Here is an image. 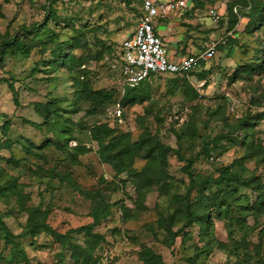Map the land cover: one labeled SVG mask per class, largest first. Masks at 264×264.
Instances as JSON below:
<instances>
[{
  "label": "rangeland",
  "instance_id": "obj_1",
  "mask_svg": "<svg viewBox=\"0 0 264 264\" xmlns=\"http://www.w3.org/2000/svg\"><path fill=\"white\" fill-rule=\"evenodd\" d=\"M140 2L0 0V264H264V0H190L165 47L216 58L130 87Z\"/></svg>",
  "mask_w": 264,
  "mask_h": 264
},
{
  "label": "built area",
  "instance_id": "obj_2",
  "mask_svg": "<svg viewBox=\"0 0 264 264\" xmlns=\"http://www.w3.org/2000/svg\"><path fill=\"white\" fill-rule=\"evenodd\" d=\"M141 13L136 28L127 36L121 45V69L124 80L129 85H137L146 81L152 75H190L198 72L203 65L216 58V44H208L198 53H193L178 59L169 55L159 26L166 22L168 16L177 11L189 8V0H141ZM209 16L218 22L221 18L214 8L208 10ZM117 117L122 116V110H116Z\"/></svg>",
  "mask_w": 264,
  "mask_h": 264
},
{
  "label": "trees",
  "instance_id": "obj_3",
  "mask_svg": "<svg viewBox=\"0 0 264 264\" xmlns=\"http://www.w3.org/2000/svg\"><path fill=\"white\" fill-rule=\"evenodd\" d=\"M128 1H135V0H128ZM189 2H190V0H189ZM141 5H142V2H140V7H138V14H139V18H140V16L142 15V13H141ZM49 20H52L53 22H55V23H60V22H63V23H66V26L68 25V20L67 19H63V18H61V17H59V16H57L56 15V13L54 12V11H50L49 12V14H48V17H47V19H46V21H49ZM59 25V24H58ZM66 45H67V43H64V44H62V45H60V50H59V52H60V55L62 54V52L65 50V47H66ZM2 51H3V54H6V53H8V51L10 52L11 51V53L12 54H14V55H18V56H24V57H26V56H28V54H29V52H30V48H29V46L25 43V42H17V40H15V38H11V39H6L4 42H3V48H2ZM63 58V57H62ZM215 59V58H214ZM213 59V60H214ZM206 66H207V64L206 65H203L202 66V68H201V70L200 71H198V72H192V73H190V75H194V74H197V73H202V72H204V71H206ZM253 66H258V65H253ZM255 68V67H254ZM121 71H122V69H121ZM173 75H185V74H173ZM153 76H156V74L155 75H152L149 79H151ZM188 76V75H187ZM124 77V76H123ZM149 79H147V80H149ZM146 80V81H147ZM0 81H1V79H0ZM2 81H5V82H7L6 81V79L5 80H2ZM145 82V81H144ZM144 82H141V83H139V84H137V85H129V84H127L126 82V85H128V86H130V87H136V86H139V85H141L142 83H144ZM117 109H121L122 110V107H121V104L119 103L116 107H115V109L113 110V114H114V116L117 118V116H116V110ZM123 116V115H122ZM121 116V117H122ZM242 128L240 127V129L239 130H241ZM103 126H101V127H94V128H92V129H90V136H91V138H92V140L94 141V142H96L100 147H103V149H104V151L108 154L107 156H108V159H107V163H109V164H112V165H120L121 167H123L122 166V162L120 161V160H116L115 159V157H113L112 155H111V152L113 151H115V146H106L105 145V138L103 137V135H102V132H103ZM238 131V130H237ZM7 132H8V128L5 126L4 127V135L6 136V134H7ZM109 134V133H108ZM209 154H210V152H209ZM209 158H210V160H213V161H215V160H217L218 159V156H216L213 152L210 154V156H209ZM121 167H120V172L121 173H123L124 172V169H122L121 170ZM226 174V173H225ZM259 208H263L264 209V198L262 199V200H260L259 201ZM190 217L191 218H194V215L193 214H190ZM198 217V216H197Z\"/></svg>",
  "mask_w": 264,
  "mask_h": 264
},
{
  "label": "crops",
  "instance_id": "obj_4",
  "mask_svg": "<svg viewBox=\"0 0 264 264\" xmlns=\"http://www.w3.org/2000/svg\"><path fill=\"white\" fill-rule=\"evenodd\" d=\"M188 3H189V2H188ZM181 11H184V10H181ZM178 12H180V11H177V12H173V13H171V14L168 16L167 21L164 22V23H162L161 26H159V32L161 33L162 38H163V41H164L165 44L167 43V40L165 39V37L167 36V32H166V30H165V29H166L165 26H166V27H167V25L172 26L171 21H170L171 15L176 14V13H178ZM177 52H178V54H176V55H177L176 58H175L173 55H171L174 59H178V58H180L181 56H182V57L187 56V54H184L183 51L180 50V49H178ZM193 53H195V52H193ZM193 53H192V54H193ZM188 55H190V54H188Z\"/></svg>",
  "mask_w": 264,
  "mask_h": 264
}]
</instances>
